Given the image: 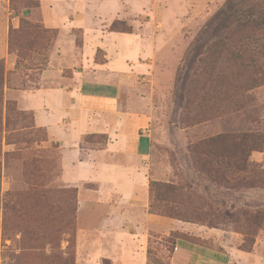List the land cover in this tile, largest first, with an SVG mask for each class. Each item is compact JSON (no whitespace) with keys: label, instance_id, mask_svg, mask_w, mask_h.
I'll return each instance as SVG.
<instances>
[{"label":"rangeland","instance_id":"1","mask_svg":"<svg viewBox=\"0 0 264 264\" xmlns=\"http://www.w3.org/2000/svg\"><path fill=\"white\" fill-rule=\"evenodd\" d=\"M240 1L0 0V28L15 58L12 69L3 60L0 66L3 120L7 101L23 110L17 90L63 85L87 96L113 95L121 111L146 116L149 143L137 164L148 186L71 183L62 176V160L72 153L44 127L21 132L3 125L0 203L14 208L0 207V264H186V254H177L182 241L264 255V220L250 225L244 215L264 210V149L248 151L259 171L254 184L228 187L200 174L188 150L221 133H264V27L235 31L243 40L242 62L213 63L210 56L216 32L234 28L229 9ZM252 11L264 15V0ZM24 21L56 36L33 38ZM241 65L258 70V85L235 87ZM106 139L83 135L80 157ZM151 181L184 187L180 204L155 203L185 219L152 212Z\"/></svg>","mask_w":264,"mask_h":264},{"label":"crops","instance_id":"2","mask_svg":"<svg viewBox=\"0 0 264 264\" xmlns=\"http://www.w3.org/2000/svg\"><path fill=\"white\" fill-rule=\"evenodd\" d=\"M8 22L10 24L7 17ZM0 60L4 61L6 70L12 69L15 64V58L9 52L8 38L1 28ZM17 91L14 99L20 109L33 113L35 127H44L50 140L59 141L72 153L68 160H62L65 180L71 183L83 180L114 184L123 182L131 187L148 184L142 168L137 165L149 150L148 134L144 129L146 116L121 111L120 102L113 95L87 96L63 85ZM69 105L72 109L68 108ZM76 113L81 117L77 118ZM64 117L68 119L67 123ZM96 133L106 136L104 145L102 148L87 149L85 157L81 158V138L85 134ZM85 213L94 215L90 209ZM176 225L182 228L180 224ZM195 231H198L197 228ZM204 232L210 234L209 231ZM177 254H186V264H249L244 260L246 257H251L252 264H264V255H259L255 249L249 253L232 247L228 248L227 253H220L186 241L178 244Z\"/></svg>","mask_w":264,"mask_h":264},{"label":"trees","instance_id":"3","mask_svg":"<svg viewBox=\"0 0 264 264\" xmlns=\"http://www.w3.org/2000/svg\"><path fill=\"white\" fill-rule=\"evenodd\" d=\"M248 1V2H246ZM259 0H242L237 8L230 7L229 14L231 16L234 28L226 30L221 27L222 33L215 34V40L210 46V56L213 63L219 59L235 63L239 62L243 53V40L235 34V31L241 32L244 27L251 25L252 27H264V15L261 12H254L252 8L256 6ZM226 16V15H225ZM228 16V15H227ZM231 25L228 24L226 28ZM23 29L33 38H41L49 42L56 36V32L47 28H42L40 25L31 24L24 21ZM216 31V29H215ZM2 60H0V66ZM214 66V65H213ZM210 72L214 80L218 79V72L214 70ZM243 66V68H242ZM254 69V68H253ZM235 87L244 89L253 87L260 83L258 78V70L246 69L245 65H241L240 69L234 78ZM0 132L3 125L7 130L23 131L30 130L35 127L33 113L29 110H18L13 107L12 101L6 102V117L3 120V71L0 68ZM254 149H264V133H226L217 134L205 137L196 142L188 144V150L192 158L195 169L215 182L220 184L235 186L254 184L258 177L256 165L248 160V151ZM0 154V167H1ZM1 178V171H0ZM184 189L182 185H177L172 182H150V209L157 214L171 216L177 219H185L175 208H171L168 204H156L155 199H161L164 202H171L174 206L180 204L179 191ZM0 207L5 210L14 208L13 203H0ZM248 214L246 220L250 225L261 223L264 220V210L257 208L252 212H244Z\"/></svg>","mask_w":264,"mask_h":264}]
</instances>
